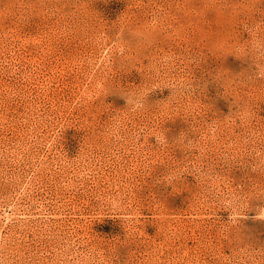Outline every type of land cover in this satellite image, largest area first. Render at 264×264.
I'll use <instances>...</instances> for the list:
<instances>
[{
    "label": "rangeland",
    "instance_id": "rangeland-1",
    "mask_svg": "<svg viewBox=\"0 0 264 264\" xmlns=\"http://www.w3.org/2000/svg\"><path fill=\"white\" fill-rule=\"evenodd\" d=\"M0 264H264V0H0Z\"/></svg>",
    "mask_w": 264,
    "mask_h": 264
}]
</instances>
